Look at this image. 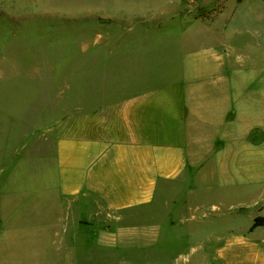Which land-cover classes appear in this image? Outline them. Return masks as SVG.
I'll use <instances>...</instances> for the list:
<instances>
[{"label":"rangeland","instance_id":"obj_1","mask_svg":"<svg viewBox=\"0 0 264 264\" xmlns=\"http://www.w3.org/2000/svg\"><path fill=\"white\" fill-rule=\"evenodd\" d=\"M213 1L183 0L175 9L206 18L224 8V18L238 15L224 22L239 32L228 40L242 85L258 81L236 87L245 109L236 120V142L225 143L221 157L210 150L203 170L191 167L188 180L169 185L157 206L100 213L104 223L141 224L129 240L115 243L88 224L73 232L72 247L45 256L52 237L34 226L56 215V122L79 117L135 81L128 70L138 73L139 60H129V52L185 47L192 26L171 19L177 12L165 0H0V228L17 229V264H223L219 239L247 235L263 217L254 206L264 200V141H249L242 124L264 127V0ZM156 64L143 68L153 72ZM247 139L256 150L244 146ZM48 189L55 210L48 214L42 203L45 215H28L39 211L40 193Z\"/></svg>","mask_w":264,"mask_h":264},{"label":"crops","instance_id":"obj_2","mask_svg":"<svg viewBox=\"0 0 264 264\" xmlns=\"http://www.w3.org/2000/svg\"><path fill=\"white\" fill-rule=\"evenodd\" d=\"M193 1L197 6L214 2ZM182 2L165 0L163 4L175 9ZM224 10L206 18L175 9L171 19L191 22L192 29L183 36L185 47L129 52V60H139L138 73L135 68L128 70L137 79L125 81L115 95L97 99L79 117L63 119L57 141L56 215L34 226L52 237L45 256L51 248L72 247L73 232L88 224L97 225L102 234L108 232L110 241L129 240L141 224L104 223L100 213L157 206L162 196L169 195V185L188 180L191 167L203 170L210 150L219 151L221 157L225 145L236 142V120L245 111L240 105L244 94L236 91L243 73L228 38L239 32L229 31L224 22L238 20V15L224 18ZM198 44L206 45L196 49ZM152 60L158 70L148 72L143 67ZM256 81L257 76L247 79L242 87ZM242 125L249 141H264L263 125ZM247 141L245 147L257 149ZM41 195L39 211L28 215H45L42 203L50 208L48 214L55 210L50 190ZM254 207L264 217V200ZM16 230L0 228V264H17ZM218 245V260L223 264H264V225L247 235L219 239ZM34 254L43 258L38 250L33 249Z\"/></svg>","mask_w":264,"mask_h":264},{"label":"trees","instance_id":"obj_3","mask_svg":"<svg viewBox=\"0 0 264 264\" xmlns=\"http://www.w3.org/2000/svg\"><path fill=\"white\" fill-rule=\"evenodd\" d=\"M264 225V217H258L255 220V223L252 228H256L257 226Z\"/></svg>","mask_w":264,"mask_h":264},{"label":"water","instance_id":"obj_4","mask_svg":"<svg viewBox=\"0 0 264 264\" xmlns=\"http://www.w3.org/2000/svg\"><path fill=\"white\" fill-rule=\"evenodd\" d=\"M62 122H63V119L58 120V121L56 122V126H57V127H60V125L62 124Z\"/></svg>","mask_w":264,"mask_h":264}]
</instances>
